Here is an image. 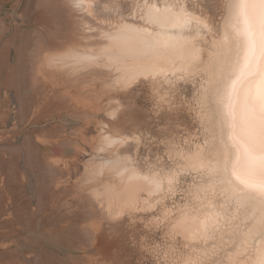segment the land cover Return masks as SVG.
Returning a JSON list of instances; mask_svg holds the SVG:
<instances>
[{
	"label": "rangeland",
	"instance_id": "1",
	"mask_svg": "<svg viewBox=\"0 0 264 264\" xmlns=\"http://www.w3.org/2000/svg\"><path fill=\"white\" fill-rule=\"evenodd\" d=\"M89 1L99 7L84 20L65 0H0V264H185L197 258L232 264L230 222L207 243H190L172 229L173 220L199 202L193 191L202 175L185 171L184 157L208 138L199 107L207 86L201 69L218 36L224 0H183L213 26L195 39L202 60L190 71L139 78L122 89L111 82L114 69L99 74L51 60L69 47L89 46L101 25L140 24L141 8L164 0ZM208 108L214 111L211 98ZM105 135L119 141L105 147ZM120 157L142 172H178V183L149 198L152 210L106 215L93 194L117 179L96 166ZM222 197L214 200L221 204Z\"/></svg>",
	"mask_w": 264,
	"mask_h": 264
},
{
	"label": "snow or ice",
	"instance_id": "2",
	"mask_svg": "<svg viewBox=\"0 0 264 264\" xmlns=\"http://www.w3.org/2000/svg\"><path fill=\"white\" fill-rule=\"evenodd\" d=\"M66 7H70L78 19L87 20L85 0H71ZM87 7L99 5L92 3ZM112 8V5H105L104 10L108 12ZM145 8L147 11L142 18L152 30L128 24L117 29V34L121 35L129 32L142 34L140 43L145 54L160 56L180 47L185 29L194 27L197 34L213 31L209 19L189 11L183 0H164L162 6L159 3L145 4ZM221 8L218 37L212 42L208 60L201 69L207 75V86L199 107L202 123L207 122L205 132L208 138L196 153L184 157L186 163L183 168L208 176L209 184L199 189L205 197L209 191L213 196L219 191L226 205L235 204L239 209L256 201L264 208V0H224ZM171 29H179L180 33L173 34ZM107 38L114 40L116 36L109 33ZM75 59L100 61L101 56ZM210 98L214 111L208 108ZM104 139L108 146L117 142L108 137ZM178 176V172L159 178L133 173L129 180H144L159 192L164 184L171 191L178 183ZM187 220L185 213L178 225L185 224ZM222 221L227 222L222 213L208 214L200 221V228L193 233V238L198 235L211 238L215 234L213 229L219 230ZM258 224L259 231L253 238L264 242V212ZM185 264H204V261L189 259ZM254 264H264V246L258 249Z\"/></svg>",
	"mask_w": 264,
	"mask_h": 264
},
{
	"label": "bare ground",
	"instance_id": "3",
	"mask_svg": "<svg viewBox=\"0 0 264 264\" xmlns=\"http://www.w3.org/2000/svg\"><path fill=\"white\" fill-rule=\"evenodd\" d=\"M65 3L67 5H70L71 0H65ZM89 4H90V1L85 0V6H86V11L88 13V16L91 14V8L87 7ZM153 4H157V3L152 2V3H148L147 5H153ZM162 5H163V3L161 4V6ZM116 6H118V5H116ZM141 9H142L141 15H139L140 16V24H137L135 22L133 23V22L122 21V22H118V23H113V24L109 25L108 27H104L103 25H101L102 27H99L98 29H95V30L92 29L93 31H96V32L98 30L99 36H95L96 38L92 37L91 39L94 42L90 43L89 46H88V44H86L87 42L85 43V41H86L85 40L83 42L85 43L86 46L82 45V46H79L77 48L69 47L68 50L66 49L67 50L66 52L64 51L65 53L63 52L64 54H62L58 57H55L53 55L55 57V59L51 60V62L61 64L62 66L75 67V68L78 67L80 69H83V70L85 69L86 71L88 70L89 72L99 73V74L103 73V72H105L107 74V72H106L107 69H108L107 71H109V72L111 71V69H114L113 79L111 80L109 78V80H111L112 83L121 85V89H122V85L126 86L125 88H127L129 84H131L133 81H136L139 78H156L157 76L162 77L165 74L166 75L167 74H174L175 72H178V71H183V72L190 71L193 64L194 63L196 64V61H198V59L201 56V49L196 44V40H195L198 37V34H197L194 27L192 30H188V29L183 30V33H182L183 40L179 42L181 45L180 47H177L176 49H170L166 53H164L163 55H160V56H156V55H152V54H145L143 52L142 44L140 43V36L142 34H137L135 32L124 33L122 35L117 34V29L122 24H128L134 28L149 27V29L152 30L150 28V26L146 25L144 19L142 18L144 13L147 11V9L145 8V5ZM132 14H133V12H132ZM114 16H116V15H114ZM123 17H124V15H123ZM120 21H121V19H120ZM86 28H90V27H86ZM92 30H89V31L92 32ZM171 31L173 32V34H179L180 33L179 29H171ZM87 33H89V32H87ZM109 33L115 35L116 39H114V40L108 39L107 34H109ZM83 38L85 39L87 37H83ZM93 38L94 39L98 38V39L95 41ZM91 39L89 40L90 42H91ZM66 47H67V45H66ZM87 47H89V49ZM211 48H210V50H211ZM105 49H107V52L104 51ZM83 56H101V60L100 61H91V60H89V61H82V60L78 61L77 59H75V57H83ZM206 59H208V58H206ZM200 62H202V61H200ZM54 66H55V68H57L56 65H54ZM161 69L163 71H160ZM83 70H81V71H83ZM153 72H158L159 74L153 75L152 74ZM102 83H104V82H102ZM115 84H113V85L115 86ZM111 85L108 84L107 87L109 88V86H111ZM214 109H215V106H214ZM113 113L114 112H112L111 115H113ZM217 134H218V130H217ZM105 137H108L109 139L115 140L117 142L119 141L118 137L115 138V137H111L109 135H105L104 137H101V139L103 138V142H104L105 147L108 146L107 142L104 139ZM111 146H114V144H112ZM101 148H102V145H101ZM99 149H100V147H99ZM101 152H103V151H101ZM115 156H117V155H115ZM188 156H190V155H187L186 157H188ZM205 156H207V153H205ZM173 157H174V155H173ZM120 158L110 159V160L106 159V160L100 161V163L95 161L97 164L99 163L98 165L96 164L97 165L96 166L97 167L96 172L101 173L103 170H107L109 173L112 174L113 177H115V179H117V183H115V184L113 182L110 184L106 183V186L103 183L102 185H104L105 187H104L102 193L99 195L97 193L93 194L94 199L98 200L97 197L100 196V201L103 204V206H102L103 211L106 213V215H108V214L113 215L114 214L116 216V214L120 213V211H122V210H129V211L130 210H136L139 207L140 208H148V209L151 207L150 209L152 210V206L150 205L149 198L150 197L152 198V196L156 197L155 195L159 194L165 188L168 189V185L164 184L161 191L155 192L152 189V186L149 185L146 181H144V180H132V181H130L129 177L132 176L133 173H136L141 177L148 176L149 178H152L155 176V177L159 178V177H163L167 174H171L172 172H175V171L168 172V173L163 172L162 174H160L158 172L149 173L148 170H147V172H142L137 167H135L133 165L132 161L128 160V158H126L124 160H122V158L121 159ZM185 163H186V161H185ZM193 172H196V171H193ZM198 173H201L202 181L198 185H196L193 192H194V195H196V198H197V194L199 193V198H198L199 202L193 211L183 209L184 211H182L173 220V223H172L173 231H175V230L178 231L180 233V235H182V237L190 243L194 242V241L197 242L198 240L199 241L201 240V242L203 240L207 243V240H209V238L206 239L202 235H198L196 238H193V233L198 232V230L200 228V221L203 220L205 216H207L208 214L213 213V212H220L226 217V221H228V223L230 222L229 228L227 229L228 232H226V233H228L227 238H229L230 241H234V243H235L233 255L230 257L231 261H233L232 264H254L258 249L260 247L264 246V242H262L261 239L253 238L255 233L259 231L258 222H259V219L261 217L262 212H264V208H262V206L258 202L251 201L247 204V206L239 208V209L236 207L235 204H232L231 205L232 206L231 213H228L229 209H227L225 206L226 201H225L224 197H222V198H224V200L221 201L222 203L220 204V203H217L216 200H214L215 196L212 195L211 191H209V193L206 197H205L204 193L199 192V189L203 186L208 185L210 181H209V178L206 174H204L202 172H198ZM102 174H103V172H102ZM217 193H219V191H217ZM86 210L87 209H85V211ZM185 213H187V215H188L187 222L185 224L178 225V221H181L183 219ZM112 215H110V217ZM115 216H113V217L115 218ZM118 216H119V214H118ZM193 217L195 219H192ZM240 223H241V225L246 227L245 230H243V231L239 230L240 228L238 226ZM236 224H238V226H235ZM223 225H224V222L222 221V226ZM214 231L216 232L217 230L213 229V232ZM224 231H223V233H225ZM223 233H220V235L222 234V236H223ZM224 236H225V234H224ZM205 242H203V244ZM250 244L253 245L252 252L249 255L246 254L247 257L244 260H241L240 259L241 257H239V256L242 255L243 253L245 255V252H247L246 249ZM242 257H243V255H242ZM230 258H228V259H230Z\"/></svg>",
	"mask_w": 264,
	"mask_h": 264
}]
</instances>
